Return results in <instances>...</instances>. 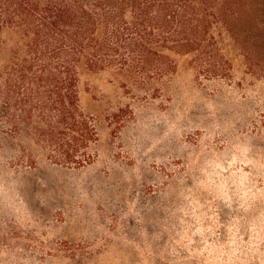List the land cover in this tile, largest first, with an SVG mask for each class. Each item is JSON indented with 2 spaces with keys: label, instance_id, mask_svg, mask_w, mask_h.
Masks as SVG:
<instances>
[{
  "label": "rangeland",
  "instance_id": "374dc122",
  "mask_svg": "<svg viewBox=\"0 0 264 264\" xmlns=\"http://www.w3.org/2000/svg\"><path fill=\"white\" fill-rule=\"evenodd\" d=\"M233 3L264 15V0ZM230 49L231 79L183 69L164 107L132 101L116 137L103 114L130 96L91 78L100 155L86 167L18 164L0 125V264H264V79Z\"/></svg>",
  "mask_w": 264,
  "mask_h": 264
},
{
  "label": "trees",
  "instance_id": "16d2710c",
  "mask_svg": "<svg viewBox=\"0 0 264 264\" xmlns=\"http://www.w3.org/2000/svg\"><path fill=\"white\" fill-rule=\"evenodd\" d=\"M233 4L0 0V125L19 142L18 164L95 163L101 118L87 102L95 76L109 77L130 96L103 114L112 137L136 123L137 102L162 99L164 107L183 69L231 79L230 48H239L248 73L264 79V15Z\"/></svg>",
  "mask_w": 264,
  "mask_h": 264
}]
</instances>
